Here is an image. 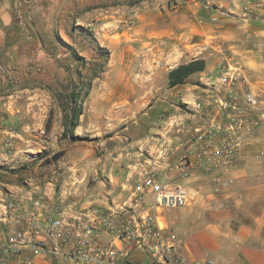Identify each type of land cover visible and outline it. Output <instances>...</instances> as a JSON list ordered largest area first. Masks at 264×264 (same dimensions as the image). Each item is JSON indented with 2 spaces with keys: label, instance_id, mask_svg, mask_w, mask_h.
<instances>
[{
  "label": "crops",
  "instance_id": "crops-1",
  "mask_svg": "<svg viewBox=\"0 0 264 264\" xmlns=\"http://www.w3.org/2000/svg\"><path fill=\"white\" fill-rule=\"evenodd\" d=\"M245 1L178 0L173 8L140 9L132 30L124 36L136 41L138 55L147 46L156 55L181 63L202 58L205 67L174 85L169 84L168 70L160 79L145 72L115 74V81L122 82L117 85L118 99L129 96L123 93L129 87L153 93L155 83L133 84L134 80L161 82L155 85L161 95L155 102L146 101L122 127L126 141H116L120 150L114 166L96 176L95 187L103 194L96 201L102 206H108L110 198L121 203L140 173L164 169L168 178L189 189V202L177 206L181 216L166 223L181 239L190 264H264V124L243 143L235 165L223 172V177L233 179L226 192L212 193L209 175L200 169L181 177L169 165L191 146L195 128L203 124L194 102L204 97L220 70L238 67L253 89L264 90V15L254 11L252 17H245ZM63 6L72 8L73 0H0V60L25 64L43 59L51 41L50 19ZM138 64L144 63L138 59ZM83 117L82 112L78 120ZM130 127L147 131L134 139L126 133ZM9 134L20 136L0 123V140L12 147ZM135 146L139 152L131 150ZM143 148L150 153L146 158L140 157ZM40 264L50 261L42 259Z\"/></svg>",
  "mask_w": 264,
  "mask_h": 264
},
{
  "label": "rangeland",
  "instance_id": "rangeland-1",
  "mask_svg": "<svg viewBox=\"0 0 264 264\" xmlns=\"http://www.w3.org/2000/svg\"><path fill=\"white\" fill-rule=\"evenodd\" d=\"M178 3V0H73L72 8L61 7L50 19L51 41L43 59L25 64H6L0 60V123L20 134L8 135L12 145L9 151L3 149L5 139L0 140L1 184L15 188L27 185L28 181L56 193L66 192L78 204L99 205L96 199L103 194L95 187L96 176L114 166L120 150L116 141L120 138L126 141L121 136L125 132L122 127L137 116V109L146 101L155 102L161 95L158 93L161 88H155L161 82L134 80L133 84L155 83L153 93L131 91L129 87L123 90L129 96L118 99L117 85L122 82L115 81V74L145 72L160 79L162 72L182 64L156 55L147 46L142 47L139 56L136 41L132 43L124 36L132 30L140 9L163 10ZM131 57L135 60L129 66ZM138 59L144 64H138ZM74 96H83L76 108L82 109L84 117L73 130L79 137L71 139L63 135V130L65 112L73 104ZM143 131L147 129L130 127L126 133L137 139L144 136L140 134ZM131 150L139 152L137 146ZM58 151L62 155L53 158ZM149 155L148 149L143 148L140 157ZM110 202H114L112 198ZM161 213L165 221L181 216L179 207L165 208Z\"/></svg>",
  "mask_w": 264,
  "mask_h": 264
},
{
  "label": "built area",
  "instance_id": "built-area-1",
  "mask_svg": "<svg viewBox=\"0 0 264 264\" xmlns=\"http://www.w3.org/2000/svg\"><path fill=\"white\" fill-rule=\"evenodd\" d=\"M242 8L245 17L254 11L264 15V0H246ZM205 90L194 102L203 124L195 128L191 146L169 165L181 177L193 169L204 171L211 192L220 194L233 183L223 172L235 165L243 143L264 124V90L253 89L231 65ZM10 148L5 141L3 149ZM139 175L127 197L108 206L78 204L66 192L28 181L15 188L0 183V264H39L42 259L50 264H190L161 213L186 205L189 189L164 169Z\"/></svg>",
  "mask_w": 264,
  "mask_h": 264
},
{
  "label": "trees",
  "instance_id": "trees-1",
  "mask_svg": "<svg viewBox=\"0 0 264 264\" xmlns=\"http://www.w3.org/2000/svg\"><path fill=\"white\" fill-rule=\"evenodd\" d=\"M73 56L79 57L76 53H73ZM205 67V62L203 59H193L187 63H182L176 66L175 68L171 69L168 72L169 84L174 85L178 83H182L185 81L187 76L196 71H202ZM83 96L73 97V104L70 106L68 112H65L64 116V130L63 135L69 137L71 139H76L79 136L73 133L74 128L78 125V119L80 114H82L81 108H76L78 103L77 101H81ZM48 122V120H47ZM62 155L61 151L55 152L53 154V158H58Z\"/></svg>",
  "mask_w": 264,
  "mask_h": 264
}]
</instances>
